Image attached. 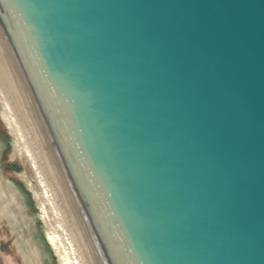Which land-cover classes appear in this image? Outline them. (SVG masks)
Here are the masks:
<instances>
[{
  "label": "water",
  "instance_id": "obj_1",
  "mask_svg": "<svg viewBox=\"0 0 264 264\" xmlns=\"http://www.w3.org/2000/svg\"><path fill=\"white\" fill-rule=\"evenodd\" d=\"M0 69L76 264H264V0H0Z\"/></svg>",
  "mask_w": 264,
  "mask_h": 264
},
{
  "label": "rangeland",
  "instance_id": "obj_2",
  "mask_svg": "<svg viewBox=\"0 0 264 264\" xmlns=\"http://www.w3.org/2000/svg\"><path fill=\"white\" fill-rule=\"evenodd\" d=\"M0 80L18 126L12 93L1 69ZM6 113L0 99V264H75L48 206L28 185L40 190L28 161L16 151L20 145L16 127Z\"/></svg>",
  "mask_w": 264,
  "mask_h": 264
},
{
  "label": "bare ground",
  "instance_id": "obj_3",
  "mask_svg": "<svg viewBox=\"0 0 264 264\" xmlns=\"http://www.w3.org/2000/svg\"><path fill=\"white\" fill-rule=\"evenodd\" d=\"M0 99L4 102V104L6 105V115L8 114V116H9V118H10V120H11V123H12V125H13V123H14V125H15V127L16 128H14V132H15V134H16V138L18 139V141H19V144L20 145H18L17 146V148H16V151H17V153L18 154H20V155H22V156H24L25 158H26V160L28 161V159H27V154H26V150H25V146H24V142H23V138H22V134H21V130H19L20 128H18V126H16V120H15V116H14V114H13V111L11 110V106H10V104H9V100H8V97H7V94H6V92H5V90H4V85L1 83V80H0ZM13 109V108H12ZM6 118L9 120V118L6 116ZM18 123V122H17ZM17 141V140H16ZM37 183V182H36ZM28 185L29 186H31V189L33 190V192H34V195H36L35 197H37V198H39L40 199V201L42 202V204L43 205H47V203H46V201H45V199H44V196H43V194H42V192H41V190H37L36 188H35V185H30L29 183H28ZM42 205V206H43ZM48 206V205H47ZM46 206V207H47ZM44 210V209H43ZM48 210L50 211V209H49V207H48ZM47 211V210H46ZM51 212V211H50ZM46 213V212H45ZM48 214V213H47ZM46 214V215H47ZM49 215V214H48ZM47 217V216H46ZM50 220V219H49ZM47 221V220H46ZM49 222V221H48ZM53 222V221H52ZM54 223V222H53ZM52 240H54V239H52ZM65 241V240H64ZM54 244H56V243H54ZM59 244V243H58ZM65 245L67 246V244L65 243ZM55 248V247H54ZM66 248H68V246L66 247ZM67 250V249H66ZM68 251H69V249H68ZM57 253V252H56ZM68 253V252H67ZM69 255H71L70 254V252L68 253ZM72 256V255H71ZM61 257V256H60ZM62 258V257H61ZM73 259V258H72ZM74 260V259H73ZM72 260V261H73ZM76 264V263H75Z\"/></svg>",
  "mask_w": 264,
  "mask_h": 264
}]
</instances>
